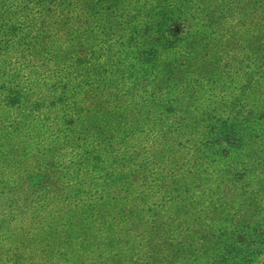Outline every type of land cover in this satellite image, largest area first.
<instances>
[{
    "label": "trees",
    "instance_id": "16d2710c",
    "mask_svg": "<svg viewBox=\"0 0 264 264\" xmlns=\"http://www.w3.org/2000/svg\"><path fill=\"white\" fill-rule=\"evenodd\" d=\"M86 51L42 63L0 51V264H255L264 218H244L256 195L228 224L198 171L177 160L164 174L196 131L170 125L168 100L122 114L116 90L87 84L102 65Z\"/></svg>",
    "mask_w": 264,
    "mask_h": 264
},
{
    "label": "rangeland",
    "instance_id": "374dc122",
    "mask_svg": "<svg viewBox=\"0 0 264 264\" xmlns=\"http://www.w3.org/2000/svg\"><path fill=\"white\" fill-rule=\"evenodd\" d=\"M70 45L86 49L92 65H102L87 84L100 92L116 90L122 114L143 108L152 115L151 98L168 100L167 112L175 114L170 125L178 121L196 132L187 144L190 153L169 157L163 173L177 160L181 170L198 171L213 207L220 215L228 210V224L237 223L245 194L256 195L248 203L258 210L244 222L260 228L264 0H0V51H8L6 59L26 50L28 60L42 63ZM257 257L255 264H263L264 251Z\"/></svg>",
    "mask_w": 264,
    "mask_h": 264
}]
</instances>
